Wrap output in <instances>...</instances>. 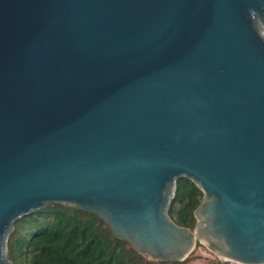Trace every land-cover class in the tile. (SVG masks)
<instances>
[{"label":"water","instance_id":"obj_1","mask_svg":"<svg viewBox=\"0 0 264 264\" xmlns=\"http://www.w3.org/2000/svg\"><path fill=\"white\" fill-rule=\"evenodd\" d=\"M52 203L152 259L264 264V0H0V264Z\"/></svg>","mask_w":264,"mask_h":264},{"label":"trees","instance_id":"obj_2","mask_svg":"<svg viewBox=\"0 0 264 264\" xmlns=\"http://www.w3.org/2000/svg\"><path fill=\"white\" fill-rule=\"evenodd\" d=\"M203 198L194 181L179 178L169 215L178 225L193 230L195 210ZM8 247L14 264H146L145 256L116 237L98 215L61 203L49 204L19 219Z\"/></svg>","mask_w":264,"mask_h":264},{"label":"rangeland","instance_id":"obj_3","mask_svg":"<svg viewBox=\"0 0 264 264\" xmlns=\"http://www.w3.org/2000/svg\"><path fill=\"white\" fill-rule=\"evenodd\" d=\"M197 223V222H196ZM146 264H158L156 259L146 257ZM232 264L230 261H224L215 252L207 247L204 243L197 241L193 251L183 260V264Z\"/></svg>","mask_w":264,"mask_h":264},{"label":"built area","instance_id":"obj_4","mask_svg":"<svg viewBox=\"0 0 264 264\" xmlns=\"http://www.w3.org/2000/svg\"><path fill=\"white\" fill-rule=\"evenodd\" d=\"M224 261H230V262H232V264H246V263L239 262V261H236V260H227V259H224Z\"/></svg>","mask_w":264,"mask_h":264},{"label":"bare ground","instance_id":"obj_5","mask_svg":"<svg viewBox=\"0 0 264 264\" xmlns=\"http://www.w3.org/2000/svg\"><path fill=\"white\" fill-rule=\"evenodd\" d=\"M223 259L232 260V259H228V258H223Z\"/></svg>","mask_w":264,"mask_h":264}]
</instances>
